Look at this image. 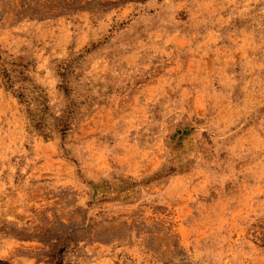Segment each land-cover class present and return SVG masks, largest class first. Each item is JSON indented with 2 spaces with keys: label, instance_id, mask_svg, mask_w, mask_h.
I'll return each instance as SVG.
<instances>
[{
  "label": "rangeland",
  "instance_id": "1",
  "mask_svg": "<svg viewBox=\"0 0 264 264\" xmlns=\"http://www.w3.org/2000/svg\"><path fill=\"white\" fill-rule=\"evenodd\" d=\"M0 264H264V0H0Z\"/></svg>",
  "mask_w": 264,
  "mask_h": 264
}]
</instances>
